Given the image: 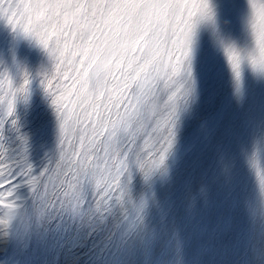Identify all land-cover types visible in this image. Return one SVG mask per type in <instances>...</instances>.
<instances>
[{
    "label": "snow or ice",
    "instance_id": "obj_1",
    "mask_svg": "<svg viewBox=\"0 0 264 264\" xmlns=\"http://www.w3.org/2000/svg\"><path fill=\"white\" fill-rule=\"evenodd\" d=\"M221 4L0 0V22L46 56L36 69L14 49L0 59V264L11 243L57 231L96 260L159 246L186 264L173 190L189 160L183 218L218 186L264 235V0L223 3L233 30ZM37 94L53 125L39 159Z\"/></svg>",
    "mask_w": 264,
    "mask_h": 264
},
{
    "label": "rangeland",
    "instance_id": "obj_2",
    "mask_svg": "<svg viewBox=\"0 0 264 264\" xmlns=\"http://www.w3.org/2000/svg\"><path fill=\"white\" fill-rule=\"evenodd\" d=\"M224 27L226 30H233L229 25L224 24ZM13 49L18 59L32 69L38 68L46 61L45 53L34 42L14 36L0 22V59L6 61L10 59ZM250 90L258 100L259 86L252 85ZM31 121L36 139L35 156L39 159L44 151L53 148L51 117L39 94L32 106ZM192 166L191 160L185 164L173 190L177 199L175 224L182 230L185 237L186 264H264V235L260 234L259 230L249 229L238 204L229 198L226 190L214 186L209 205L202 208L191 221L183 218L179 211L182 206L181 182L187 170ZM0 211L2 213L4 210L0 209ZM65 241L66 237L60 232H50L42 239L44 249L36 257L38 263L35 262L30 248L21 250L19 245L13 242L3 253L4 264H168L169 259L167 254L160 251L159 246L156 252L148 258L137 252L133 256L96 260L93 250L84 248L79 250L84 255L76 259L79 251H69V246ZM14 259L15 261H12Z\"/></svg>",
    "mask_w": 264,
    "mask_h": 264
},
{
    "label": "bare ground",
    "instance_id": "obj_3",
    "mask_svg": "<svg viewBox=\"0 0 264 264\" xmlns=\"http://www.w3.org/2000/svg\"><path fill=\"white\" fill-rule=\"evenodd\" d=\"M229 2V0H221V8H220V16H221V19H222V21H224V24L225 25H229L230 26V28L231 29H234L235 28V26H236V21H235V18L233 17V16H231V15H228V14H226L225 12H224V8H223V3H228ZM251 87V86H250ZM2 211V210H1ZM0 211V212H1ZM225 229V228H224ZM224 231V230H223ZM60 237V236H59ZM58 240V239H57ZM246 240V239H245ZM240 241V240H239ZM47 242V241H46ZM15 244V243H14ZM18 245V244H17ZM244 245V244H243ZM53 246V245H52ZM28 248H30V251H31V253H33L34 254V260H35V262H37V259H36V257H37V255H38V253L39 252H41V250L42 249H44V243H42V240H33V242H32V245L30 246V247H28ZM26 250V249H25ZM48 252V251H47ZM16 253V252H15ZM14 253V254H15ZM45 253V252H44ZM18 254V253H17ZM6 255V254H5ZM7 255H8V253H7ZM36 255V256H35ZM11 256V255H10ZM41 256V255H40ZM28 257V256H27ZM42 257V256H41ZM15 258V257H14ZM21 259V258H20ZM28 260V259H27ZM11 261V260H10ZM12 261H15V259L14 260H12ZM22 262V261H21ZM33 262V261H32ZM39 262V261H38ZM37 262V263H38ZM13 263V262H12ZM10 264V263H9Z\"/></svg>",
    "mask_w": 264,
    "mask_h": 264
}]
</instances>
